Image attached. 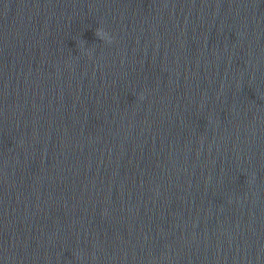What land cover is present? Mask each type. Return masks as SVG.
Segmentation results:
<instances>
[{"label": "water", "instance_id": "95a60500", "mask_svg": "<svg viewBox=\"0 0 264 264\" xmlns=\"http://www.w3.org/2000/svg\"><path fill=\"white\" fill-rule=\"evenodd\" d=\"M0 264H264V199L56 0H0Z\"/></svg>", "mask_w": 264, "mask_h": 264}, {"label": "clouds", "instance_id": "9594fccd", "mask_svg": "<svg viewBox=\"0 0 264 264\" xmlns=\"http://www.w3.org/2000/svg\"><path fill=\"white\" fill-rule=\"evenodd\" d=\"M95 35L99 39L110 40V38L107 36V33L104 32L102 29H97L96 32H95Z\"/></svg>", "mask_w": 264, "mask_h": 264}]
</instances>
